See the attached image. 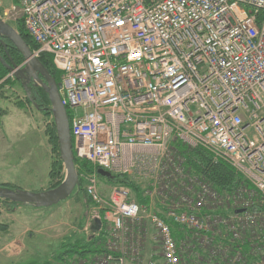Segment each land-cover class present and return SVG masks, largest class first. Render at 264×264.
<instances>
[{"label":"built area","instance_id":"2783aa9c","mask_svg":"<svg viewBox=\"0 0 264 264\" xmlns=\"http://www.w3.org/2000/svg\"><path fill=\"white\" fill-rule=\"evenodd\" d=\"M4 17L21 21L33 57L49 56L61 73L75 158L93 167L81 176L85 194L105 212L111 239L121 242L142 207L126 187L106 198L99 171L148 181L168 159L183 174L178 144L208 152L257 193L238 201L243 215L222 217L233 200L189 177V188L201 187L191 209L183 193L165 218L149 216L164 264H182L171 223L207 234L212 223L234 232L231 221L264 217V0H18ZM173 178L164 181L170 194ZM257 195L261 210L251 211ZM207 201L217 208L197 211Z\"/></svg>","mask_w":264,"mask_h":264},{"label":"rangeland","instance_id":"374dc122","mask_svg":"<svg viewBox=\"0 0 264 264\" xmlns=\"http://www.w3.org/2000/svg\"><path fill=\"white\" fill-rule=\"evenodd\" d=\"M17 3L16 0H0V19L3 18L4 20V14L10 10L12 5ZM4 22L17 30L19 34L21 30H25L21 21L13 22L12 19L8 18ZM14 50L10 51V55L18 66H22L24 60H21ZM2 80L6 84H2L0 87V125L2 127L0 135V187L19 188L31 192H43L59 187L66 178V170L60 158L58 141L52 138L54 134L52 135L51 130L55 127L53 116L48 115L44 109H36L27 100L22 85L15 78L13 72L8 71ZM176 157L177 159L180 158L183 163L186 162L183 154L178 152ZM159 169L158 175L149 178L148 181H142L133 174H115L126 181L123 184H115L113 179L99 176V190L108 198L113 187H126L131 191L132 200L137 201L136 199L139 197H147L151 199L152 204L154 202L155 205L158 203L165 205L166 209L173 204H179L174 195L183 196L184 193L188 198L184 207L187 205V208L191 209L197 202L198 189L201 187L195 182L192 189L189 188L187 183H191V179L188 174L185 171L183 174L177 172L170 165L168 159L160 161ZM89 172H82L81 176L85 177ZM170 176H174L168 184H173L172 194L165 187L166 182H168L166 179ZM113 177L115 178L114 175ZM243 178L245 179L244 176ZM84 181L86 184L85 178ZM182 182L185 183L186 187H180ZM85 184L82 188L85 187ZM127 184L133 188H129ZM134 187H139V190L134 189ZM84 191L79 195L77 189L68 200L52 208L38 209L39 211L19 209L12 212L11 204H6L0 200V264L33 262L43 264L53 258L55 251L61 247L60 245L65 244L64 241L67 239H88L93 234L92 228L96 220H100L104 224L102 217L105 212L93 203L87 202ZM148 205H140L142 207L140 219L126 222V230L120 233L121 242L118 236L111 239V232L106 226L104 228V233L107 235H105L106 242L104 244L100 240L98 243L102 244L108 253L115 254L120 253V249L125 250L126 257L139 261L138 252L141 251V255H143L141 249L147 245L149 236L152 239L154 237V240L156 238V234L153 235L155 229L149 221V216L151 213H161V210H153L152 212ZM221 205L224 206L225 203ZM217 206L215 203L208 202L205 203L204 207L198 208L197 211L212 210ZM227 208L233 210L241 208V206L235 201L229 207L222 209ZM222 209H220V213L223 211ZM226 212L225 210L224 213ZM248 223L247 219L237 218L229 224L233 226L232 231L234 232H229L240 238V234L250 226ZM256 223H262L264 228V217L257 219ZM146 227H149L150 230L148 237L144 234ZM222 227L221 225H213V223L210 225V228L215 230V235L220 233L218 228L221 230ZM229 232L228 234H230ZM198 242L196 241V243ZM135 250L137 253H134ZM151 254L153 256L150 264H164L159 243L153 244ZM183 254L184 252L181 251L182 264H186ZM88 261L91 264H96L91 258ZM108 262L103 260L102 264H109ZM261 264H264L263 259Z\"/></svg>","mask_w":264,"mask_h":264},{"label":"trees","instance_id":"16d2710c","mask_svg":"<svg viewBox=\"0 0 264 264\" xmlns=\"http://www.w3.org/2000/svg\"><path fill=\"white\" fill-rule=\"evenodd\" d=\"M16 2H18V0H16ZM20 35L32 50L37 49V46L25 30H21ZM16 53L20 59L23 60L22 56L17 51ZM40 61L49 70L53 78L60 83L61 73L54 68L51 58L49 56H43ZM7 73V69L0 65V80L4 79ZM3 84H6V82ZM37 96L39 97H36L35 103L37 104L38 109H44L48 115H52L50 110L51 105L47 95L45 93H40ZM51 132L52 135L54 134V137H52L53 140L55 139V141H58L55 127L52 128ZM177 150L179 153L183 154L186 159L183 167L185 173H187L193 180L195 178V180L199 182L211 184L213 189L220 196H226L233 200L230 205L235 201H249V194L256 192L255 188L249 182L245 181L243 176L237 173L232 167H229L222 162L213 163L209 153L203 149H191L179 144ZM75 165L78 168V174L81 182L77 193L80 195L84 191V188H82L84 182L81 177V173L91 172L93 167L90 163L86 161H79L76 158ZM113 180L115 184L126 183V181H124V179L120 176H115ZM127 185L129 188L131 187L130 184ZM134 189L139 190V187H134ZM85 197L87 198V202L91 204L92 202L86 194ZM138 199H141L142 202H146V200H148L147 197H139ZM4 202H6V204H11V206H19L7 201ZM251 202H254L251 207V211L256 209L259 211L261 210V203L258 199V195L252 197ZM220 209L222 208H219L217 213H219L222 217H226L223 211L220 213ZM241 210L243 212L239 214L238 211L240 212ZM244 212L246 211L241 208L231 210L232 214L238 215H243ZM167 222L169 221L167 220ZM171 228L173 237L179 248L180 255L181 251L184 252L183 255L186 264H261L262 259L264 260V228L262 223H256L248 226L244 232L240 234L241 239L235 237V234H231L223 227L221 230L218 228V231L220 232L218 235H215V230L213 234L209 232L205 235L200 233V235L193 230L177 224H172ZM228 232L230 234H228ZM98 241L99 240L96 238H93L92 240L89 238L67 239L64 241L65 244L60 245L62 248L61 253L55 252L53 258L43 264H67L65 262L68 257L77 256L82 258L86 257V255L93 256L98 254L100 250L98 247H96L97 249L94 248ZM196 241L198 243H196ZM182 258L183 257L181 256V259ZM234 260L236 261L233 262ZM27 264L37 263L33 262Z\"/></svg>","mask_w":264,"mask_h":264},{"label":"water","instance_id":"95a60500","mask_svg":"<svg viewBox=\"0 0 264 264\" xmlns=\"http://www.w3.org/2000/svg\"><path fill=\"white\" fill-rule=\"evenodd\" d=\"M8 41L14 49L22 56L24 63L18 66L9 56L6 48ZM0 45L5 48L10 60V65L4 61L0 55V63L21 83L27 99L38 109L35 103L36 96L30 86L31 82H38L44 93L48 96L51 113L53 115L57 139L59 144L60 158L66 170L64 182L57 188L43 192H31L22 189H9L0 187V200L7 201L15 205L33 207L36 209L52 208L61 202L68 200L76 189L80 188L79 174L75 165V155L73 151V139L71 135L70 119L67 109L62 103V84L58 83L50 74L49 70L39 59L33 57L31 48L23 37L9 24L0 19ZM99 175L108 179H113V175L103 170ZM13 208L15 206H12ZM242 212V211H240ZM101 228V221L96 220L93 226V233H98Z\"/></svg>","mask_w":264,"mask_h":264},{"label":"crops","instance_id":"0c3cea01","mask_svg":"<svg viewBox=\"0 0 264 264\" xmlns=\"http://www.w3.org/2000/svg\"><path fill=\"white\" fill-rule=\"evenodd\" d=\"M17 31V30H16ZM19 33V32H18ZM31 51H32V49H31ZM33 52V51H32ZM53 77V76H52ZM27 98V97H26ZM29 101V100H28ZM30 102V101H29ZM31 103V102H30ZM177 148L179 147V144L178 145H175ZM30 191V190H29ZM137 200V202L140 204V205H143V206H145L146 204H149L148 205V207H150V209H151V211L153 212V210H161L160 212V216L161 217H163V218H165L166 217V213H167V209L164 207L165 205H161V204H157V205H155V203L153 202V204L151 203L152 201H151V199H148V200H146V202L147 203H145V202H142L141 200H139V199H136ZM152 204V205H151ZM11 209H12V212H14V211H16V210H19V209H24V210H37V211H39L38 209H36V208H33V207H25V206H16V207H11ZM23 210V211H24ZM223 210V212H225V210L227 211L226 213H224L225 214V216H229L230 215V211L231 210H229L228 208L227 209H222ZM21 213V212H20ZM102 221H104V217H102ZM172 222V221H171ZM173 223H171V225H172ZM107 225H106V222L104 221V224L101 222V228H100V230H99V232L98 233H93L90 237H89V239L90 240H92L93 238H96L97 240H102L103 241V243L105 244V239H106V234L104 233V228L106 227ZM109 228V227H108ZM107 228V229H108ZM147 229H145L144 228V234H146V236L148 237L149 236V233H150V230H149V227H146ZM110 229H108V231H109ZM92 232H93V229H92ZM81 233H82V231H81ZM156 234V232L153 234V235H155ZM203 235H205L204 233H202ZM213 234V233H212ZM84 235V234H83ZM106 235V236H105ZM78 238H80V237H78ZM75 239V238H74ZM152 240V241H151ZM153 244H155V240H154V237H153V239L152 238H150V236H149V241H148V243H147V245L145 246L144 245V247H142V251H143V255H141V251L140 252H138L139 253V255H140V258H139V261H136V260H134V259H130V258H128V257H126L125 256V254L123 255L122 253H119V252H117V253H115V254H113V253H108L107 252V250H106V248L103 246L102 247V244H100V243H97L96 245H95V248L96 247H98V249L100 250H98L99 251V253L98 254H95V255H93V256H87L86 255V257H82V258H80V257H77V256H73V257H68L67 258V260H66V262L65 263H67V264H91V263H89V261H88V259L89 258H91V260L93 261H95V263L96 264H102V262H103V260H105V261H109L108 259H109V256H113L114 257V260L113 261H111V262H108L109 264H119L118 263V261H119V259H122L123 261H124V264H150L151 263V261H152V256H153V254H151L152 253V248H153ZM97 245H99V246H97ZM101 245V246H100ZM148 246V247H147ZM146 248V249H145ZM61 251H62V248L61 247H59V249L58 250H56L55 252H58V253H61ZM127 255V254H126Z\"/></svg>","mask_w":264,"mask_h":264},{"label":"flooded vegetation","instance_id":"af4514ba","mask_svg":"<svg viewBox=\"0 0 264 264\" xmlns=\"http://www.w3.org/2000/svg\"><path fill=\"white\" fill-rule=\"evenodd\" d=\"M6 43H7V48H6V50H7V52H8V54H9V56L11 57V55H10V51L12 50V49H14V47L11 45V43H9L8 41H5ZM0 55L3 57V59H4V61L7 63V65H9L10 64V60H9V58H8V56H7V54H6V51H5V48L2 46V45H0ZM12 58V57H11ZM12 60H13V58H12ZM14 61V60H13ZM0 65H2L1 63H0ZM3 66V65H2ZM4 67V66H3ZM5 68V67H4ZM6 69V68H5ZM30 86H31V88H32V91H33V93H34V95L36 96V95H39L40 93L41 94H44V90L42 89V87H41V85L38 83V82H36V81H32L31 82V84H30ZM37 97V96H36ZM16 207V206H15Z\"/></svg>","mask_w":264,"mask_h":264}]
</instances>
